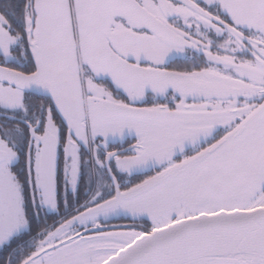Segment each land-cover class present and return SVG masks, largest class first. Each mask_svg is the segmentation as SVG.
<instances>
[{"label":"snow or ice","instance_id":"6c2138e0","mask_svg":"<svg viewBox=\"0 0 264 264\" xmlns=\"http://www.w3.org/2000/svg\"><path fill=\"white\" fill-rule=\"evenodd\" d=\"M0 264H264V0H0Z\"/></svg>","mask_w":264,"mask_h":264}]
</instances>
